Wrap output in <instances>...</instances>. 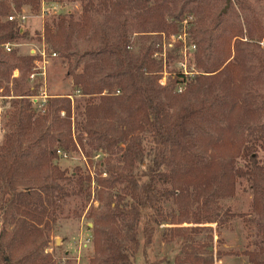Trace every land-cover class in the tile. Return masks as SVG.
<instances>
[{
    "label": "trees",
    "instance_id": "16d2710c",
    "mask_svg": "<svg viewBox=\"0 0 264 264\" xmlns=\"http://www.w3.org/2000/svg\"><path fill=\"white\" fill-rule=\"evenodd\" d=\"M81 1L83 11L80 20L73 16L59 15L52 26L44 27V39L41 42L46 47L48 45L52 53L59 52L68 58L75 37H85L91 32L93 15L99 8L109 9L118 17L127 10L124 0ZM170 1L174 6L172 12L177 13L174 19L178 20L187 2L177 12L178 0ZM42 2L0 0L2 104L9 97L4 93L3 85L13 77L6 67L30 73L35 61L33 56L17 57L15 53L11 56L4 53L7 44H16L26 39L22 28L7 18L13 9L21 12L25 6L37 12ZM153 2L152 6L147 7V13L156 18L154 11L162 10L163 4L161 0ZM158 18L161 19L162 15L159 14ZM162 30L167 28L164 26ZM98 31L95 36L97 44L83 53H77L80 60L89 57L94 64L85 66L82 73H70L75 87L80 89L78 91L90 97L84 107L82 123L87 144L94 151H99L102 146L110 152L116 147H123L124 152V166L108 167L109 179L98 181L103 187L114 188L120 185L123 190V195L117 197V203L114 200L109 202V209L94 223L95 247L102 257L101 264H131L128 241L138 246L136 230L140 225L145 247H152L156 225L159 224L155 213L160 204L171 199L185 198L191 189L195 194L194 200L202 206L232 196L237 179L251 177L257 191L255 212L264 213V172L259 171L257 157L249 149L242 152V156L249 162L247 171H235L232 163L208 164L193 136V132L202 129L206 121L219 116L217 108L221 100L215 94L220 84L216 81L226 72L232 81L242 80L247 53L240 47L238 39L234 46L231 45L232 39L240 35H234L228 42H224L228 58L222 62H205L199 50L197 63L199 68L207 71V76L197 74L195 81L186 83L185 91L179 94L175 92L174 85H179L180 77L184 76H176L171 85H162L163 62L156 61L151 46H144L139 53L132 51L125 20L118 21L114 37L105 28ZM210 47H213L214 52L217 49L212 42ZM233 54L234 61H229ZM254 57L259 58L260 67L264 70L263 59L256 54ZM224 65L225 69L221 71ZM13 81L21 94L15 97L18 101L12 102L13 110L6 115L5 127L8 131L0 147V264H56L45 250L48 245L47 233L51 225L58 221L62 212L61 204L70 194L63 184L69 181L67 173L54 163L58 157V150L54 146L59 144L65 150H77V146L85 149V143L80 136L77 143L72 139L69 120L59 123L62 112L66 113L67 118L71 115L70 101H54L51 98L44 110L37 111L32 99L36 89L20 90L17 78H13ZM107 90L122 94L104 96ZM202 92L212 98L200 100ZM94 97H99L98 104L94 103ZM114 118L117 119L116 123ZM261 131L264 134V129ZM141 133L152 137V148L149 151L135 136ZM49 142L50 147L47 148ZM234 144L231 141L226 143L228 146ZM135 168H142V172L134 174L132 170ZM75 175L77 177L78 173ZM77 181L81 186L84 179L79 177ZM161 184L170 187L161 190ZM201 220L202 217L195 214L194 223L201 224ZM261 252L264 254V248ZM252 261L258 264L255 257H252Z\"/></svg>",
    "mask_w": 264,
    "mask_h": 264
},
{
    "label": "rangeland",
    "instance_id": "374dc122",
    "mask_svg": "<svg viewBox=\"0 0 264 264\" xmlns=\"http://www.w3.org/2000/svg\"><path fill=\"white\" fill-rule=\"evenodd\" d=\"M124 1L127 10L119 17L109 9L99 8L93 15L91 32L85 37H75L68 58L59 52L53 58L52 49L47 45L49 63L46 65L45 84L31 83V72H19L13 70V67H6L13 77L3 85L4 93L9 97L3 103L5 110L0 118V147L8 131L5 127L6 115L13 110L12 102L18 101L15 97L21 94L13 78H17L20 90L34 87L35 97L45 89L49 99L70 101L71 115L67 118L66 113L62 112L59 123L69 120L72 139L77 143L80 136L85 143V149L77 146V150H65L59 144L54 146L55 150L67 154L65 158L57 155L54 163L67 173L69 181L63 184L70 194L61 204L62 212L58 221L51 225L47 233L48 245L45 250L56 264L102 263V257L95 247L94 223L109 209V202L114 200L117 203V197L123 195L120 185L110 188L98 184L100 179H109L108 167L124 166L123 147H116L110 152L101 146L99 151H94L87 144L82 123L84 107L90 97L78 91L80 89L75 87L70 73H82L85 66L94 64L89 57L80 60L77 53H83L97 44L95 36L100 28H105L114 37L118 21L125 20L132 51L139 53L144 46H151L156 61L164 64L162 77L166 79V84L171 85L176 76H184L180 77L179 85H174L175 92L179 94L185 91L186 83L195 81L197 74L204 76L207 72L199 68L197 63L199 50L205 62H222L228 58L224 42H228L234 35H240L232 39L231 45L234 46L238 39L240 47L247 53L242 80L234 82L226 72L216 81L220 84L215 94L221 100L217 108L219 116L206 121L202 129L193 132V136L197 148L205 155V163H232L235 171H247L249 162L242 156V152L249 149L257 157L259 171L264 172V134L261 131L264 129V70L260 67L259 58L254 57L256 54L264 61V0H233L227 12H224L226 0H178L177 12L187 2L178 20L174 19L177 13L172 12L174 6L170 0H161L163 9L154 11L156 18L147 13V7L154 4L153 0L148 3L145 0ZM82 11L81 0H43L37 12L28 6L21 12L13 9L12 14H25L28 17L22 27L26 39L16 43L18 46H14L12 53L6 49L4 53L9 56L15 53L17 57L32 56L31 50L39 52L44 46L41 40L44 39L46 25L52 26L59 15L73 16L80 20ZM159 14L162 15L161 19L158 18ZM164 26L167 30H162ZM179 34L185 42L174 40V36ZM211 42L217 47L215 52L210 47ZM229 61H234V54ZM224 69L225 65L221 71ZM103 94L121 96L122 93L107 90ZM210 98L212 96L205 92L199 95L200 100ZM93 100L98 104L100 99L94 97ZM35 104L38 111L40 101ZM116 121L114 118V123ZM135 136L147 151L152 148V137L149 134ZM229 141L235 143L234 146L226 145ZM46 147H50V142ZM132 172L141 173L142 168H135ZM77 173V177H74ZM79 177L84 179L81 186L77 181ZM254 186L253 178L242 177L237 179L232 196L213 200L206 205L199 206L196 203L192 189L185 198L161 203L155 213L159 224L156 225L154 245L145 247L141 225L136 230L138 246L128 241L131 264H255L252 257H255L258 264H264V254L261 252L264 248V213L255 212L257 191ZM169 187L159 185L161 190ZM128 201L131 202L129 198ZM195 214L202 217L201 224L194 223ZM207 220L212 222L208 223Z\"/></svg>",
    "mask_w": 264,
    "mask_h": 264
},
{
    "label": "built area",
    "instance_id": "2783aa9c",
    "mask_svg": "<svg viewBox=\"0 0 264 264\" xmlns=\"http://www.w3.org/2000/svg\"><path fill=\"white\" fill-rule=\"evenodd\" d=\"M8 21L9 22H14L16 24H18L19 27H23L24 24L28 21V17L25 14H19V15H15L12 14L8 17ZM23 30V28H22ZM174 40L175 41H182L185 42V40L183 39V36L181 34L174 36ZM44 45V44H43ZM14 46H18L15 44H7L5 46V49L8 52H12ZM195 48V46H193ZM31 53L33 57H35V61H34V67L32 69V72L29 76V79L31 81V83H35L38 84V82H42V84H45L46 82V77H47V71H46V65L49 63L48 62V54H47V48L44 45L43 48L41 50H39V52H37L36 50H31ZM51 56L53 58L57 57V53H52ZM48 59V60H47ZM166 79L163 78L160 82L162 85L166 84ZM40 89H43V87H40ZM4 99V97H0V118L2 115V112L5 110L4 105L2 104V100ZM49 97L48 94L46 92V90L44 89V91H42V93H40L39 96L37 97H33V100L35 103H38L40 101V106H39V110H44V106L46 105L47 101H48ZM58 156L60 157H67L66 153H63L62 151H57Z\"/></svg>",
    "mask_w": 264,
    "mask_h": 264
},
{
    "label": "water",
    "instance_id": "95a60500",
    "mask_svg": "<svg viewBox=\"0 0 264 264\" xmlns=\"http://www.w3.org/2000/svg\"><path fill=\"white\" fill-rule=\"evenodd\" d=\"M233 0H226V8L224 9V12H227V10L230 8Z\"/></svg>",
    "mask_w": 264,
    "mask_h": 264
}]
</instances>
